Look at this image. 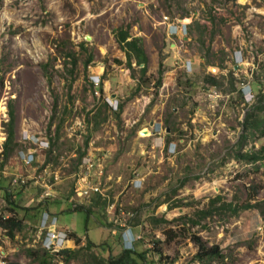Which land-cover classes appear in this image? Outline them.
I'll list each match as a JSON object with an SVG mask.
<instances>
[{"label": "rangeland", "instance_id": "374dc122", "mask_svg": "<svg viewBox=\"0 0 264 264\" xmlns=\"http://www.w3.org/2000/svg\"><path fill=\"white\" fill-rule=\"evenodd\" d=\"M173 26L181 31L170 33ZM120 28L140 38L143 76L134 60L133 69L126 66L114 36ZM92 76L106 82L105 91L94 88ZM246 87L242 100L238 90ZM263 96L264 0H1L0 214L9 215L6 186L23 189L19 217L29 202L45 200L50 210L61 195L74 194L84 210L59 218L80 242H67L78 251L62 264H99L107 249L118 254L119 224L129 220L141 224L131 246L145 253L136 255L138 264H206L194 257L193 235L225 256L209 264H264V158H235L264 144L259 129L244 132L248 113L249 122L264 120V109H254ZM10 109L15 134L5 158ZM150 122L158 124L154 134ZM156 137L162 144L151 147ZM39 140L47 145L39 148ZM28 148L35 151L26 165L20 152ZM88 158L100 188L95 198L75 191ZM134 169L143 174L141 188L131 187ZM229 202L259 204L233 215L220 208ZM24 223L29 227L13 238L0 233L5 264H38L26 254L42 253L31 239L38 220ZM86 235L102 244L84 249Z\"/></svg>", "mask_w": 264, "mask_h": 264}, {"label": "trees", "instance_id": "16d2710c", "mask_svg": "<svg viewBox=\"0 0 264 264\" xmlns=\"http://www.w3.org/2000/svg\"><path fill=\"white\" fill-rule=\"evenodd\" d=\"M226 1H235V0H226ZM0 5H1V0H0ZM114 32H115L114 36H115L116 41L118 42V44H120L121 49L125 53L126 66L130 69H133V67L131 66V63L134 60L135 64L139 67L140 74L143 76L146 73L147 57L140 44V38L132 37L131 39H128L129 38L128 31L123 30L122 28ZM91 59H92V56L89 55L85 61V64H88V62L91 61ZM116 61L118 63L121 62L119 60H116ZM72 63L75 64V61L73 60ZM158 65H159L158 70H157L158 77L156 81L154 82L156 86L161 84V72H162L161 63H159ZM207 81L213 85L216 84V80L213 77ZM90 86H93V85L90 84ZM251 89L252 88L250 87V89L248 90H251ZM238 91L241 94V99L243 100L245 92L247 91V87L240 88ZM259 100L260 101H258V104L257 106L254 107V109H258V110L264 109V96ZM121 106L122 104L119 105L120 110H121ZM117 113H119V111ZM9 117H10L9 122L7 123V136H6L5 142L3 143V149H2V153L5 158L9 156L10 152H12V149H13V146H11V144L14 140L15 131H14V114H13L12 109H10ZM249 118H252L250 113H248L245 116L246 120L244 122V129H245L244 132L246 131L248 126L249 127L251 126L254 129H259V135L264 136V127H263L264 120H257L254 118L252 121L249 122ZM247 123H250V125H248ZM235 158L246 164H255L257 161H262V159L264 158V144L261 145L260 148L257 150H246L245 152H241L239 150L237 151ZM79 159H80L79 161L81 162L82 158H79ZM22 193H23L22 187H20V189H17L15 186L14 187L6 186L4 188L5 199H6L7 204H9L7 208L9 215L0 214V227L6 229V234H8L10 238H13L17 233L22 232V230H24V228L28 226L24 222L29 217L31 218L33 213L37 215L41 210H47L46 207L43 206V203L45 202V200L39 201L37 203L29 202L28 203L29 205L24 206V208H21L23 210V215L21 217L17 216L16 214L18 213L17 208L20 207V203H18V201L21 202V196L23 195ZM217 199H219L218 196L216 198H213L210 201V206H213L215 202L217 201ZM258 204L259 203H254V204L247 203L240 207H233L232 203L229 202V203H222L220 205V208H227L231 211V214L234 215V214H238L240 209H247L253 206H257ZM74 210H84V209L81 206H75ZM86 210H88L90 213L89 208H86ZM208 212H210V210H201L198 213L199 215H205ZM152 221L154 223H158V222L160 223L162 221L167 222V220L165 219L158 220L153 217H152ZM170 231L172 232L171 229L165 230V233H167L168 238L173 236L172 234H169ZM68 235L74 239L75 243L80 242V238L77 237L74 231H71ZM120 237H121V234H120ZM192 238H193L194 243L197 246V252L194 256L195 259L199 261L206 260L207 262L206 264H209L212 261H218L220 263L223 262V259L225 256L220 252L217 245L207 246L206 243L199 236L193 235ZM135 240H137V238H135ZM101 244H102V241L96 242L93 239H91L88 235H86V243H85L84 249H90L92 246L97 247V246H100ZM118 244L121 245L120 242ZM103 246L104 244L102 245V247ZM107 248H109L108 244H106V249ZM110 250L111 249H107V253H105L106 255L108 254L107 255L108 257L106 255H104V257H100L101 260L99 264H103V261H104V264L105 263L106 264H138V261L136 260V255L143 259L144 254H145L144 252L136 251L134 247L124 248V245L123 247L121 245V251L116 255H111ZM41 251L42 253H39L38 250H34L33 248H26V254L29 257H32L34 260H37L38 264H49L53 256L45 249H41ZM77 251L65 248V249L60 250V253L66 255L64 258V260L66 261L69 258L75 257L77 255Z\"/></svg>", "mask_w": 264, "mask_h": 264}, {"label": "built area", "instance_id": "2783aa9c", "mask_svg": "<svg viewBox=\"0 0 264 264\" xmlns=\"http://www.w3.org/2000/svg\"><path fill=\"white\" fill-rule=\"evenodd\" d=\"M176 29L172 32V33H178V31H181V27H175ZM93 77V76H92ZM98 83V82H97ZM95 83V84H97ZM97 85H95V89ZM38 146L42 147L47 145V142L44 140H39L38 141ZM35 149L32 148H28L25 152H20V157L21 160L24 162V164L28 165L32 162L33 160V154H34ZM86 164L88 166V171L85 172V174L81 177H79V179H77V186L75 187V191L78 193V195H90L88 194L89 192L93 193H97L100 192V188H99V184L97 183H93L90 179V167L93 166L92 163V159L88 158L85 160ZM21 182H23V180H21ZM79 184V185H78ZM46 195V194H45ZM41 198L44 197V194H41L40 196ZM40 198V199H41ZM133 215V214H130ZM5 217V216H3ZM122 227H126L128 225L127 223H120L119 224ZM29 227V226H28ZM27 227V228H28ZM35 227V237H32L31 239H33L32 241H34L35 243L40 244V246L45 249L46 251H48L52 256H60V258H62V256L64 255L65 258V254H61L60 250L62 249H71L72 247H70L69 244H67V242H70L72 245H74V240L73 238H71L68 235V232L63 229L62 227H59L58 225V218L56 215L54 214H50V212L48 210H44L41 212L39 219H38V224L34 225ZM30 228H28L29 231ZM125 229L123 230L122 234H124ZM0 233L3 234V236L7 237L9 239L8 234H6V229L0 227ZM17 235V234H16ZM15 235V236H16ZM14 236V237H15ZM140 236L138 235L136 238H139ZM122 238V242L124 244L125 247H131L132 246V238L130 237H121ZM29 238L27 237V239H25L26 242L28 241ZM74 241V242H73ZM61 264L62 261H64V259L62 258L60 260ZM5 262H8L7 257H3L0 256V264H5ZM10 264V263H8ZM14 264V263H13ZM20 264V263H17Z\"/></svg>", "mask_w": 264, "mask_h": 264}, {"label": "crops", "instance_id": "0c3cea01", "mask_svg": "<svg viewBox=\"0 0 264 264\" xmlns=\"http://www.w3.org/2000/svg\"><path fill=\"white\" fill-rule=\"evenodd\" d=\"M175 30V28H174V26L173 27H169V32L170 33H172L173 31ZM93 81H96V80H99V87H97V88H100V89H103V91H105V88H106V82L105 81H103V80H101V78L100 77H98V76H93ZM102 81V84L100 83ZM94 84V83H93ZM94 87H95V85H94ZM112 97H115V94L113 93V95H111ZM115 105V104H117V102L116 101H113V102H111V105ZM119 104V103H118ZM157 127H158V124H154V123H152V122H150V129H152L150 132L152 133V134H154L155 133V130L157 129ZM153 140V143H151L150 144V146L152 147V146H154V144H156V145H159L158 143H161L162 144V141L161 140H157V137L155 138V139H152ZM39 148H41V147H39ZM19 171H21L20 169H19ZM138 171H141V169H138V170H136V169H134V171L133 172H131V173H133V175L132 176H130V184H131V187H133V188H141L142 186H143V184H144V178H142V176H143V174L142 175H140V174H138L137 172ZM91 195V194H90ZM92 195H94V197L93 198H95V195H97L96 193H93ZM60 196V195H59ZM75 196H74V194H65V195H61L59 198V202L56 204V205H54V204H52V205H49V209L50 210H48L47 208V210L49 211V212H51V211H54V214H56L57 215V218H58V220H59V223L63 226V227H65V228H67L68 230H70V231H74L71 227L70 228H68L66 225H65V223H63L62 221H61V219L59 218V214H61V213H67V214H70L73 210H74V208H75V204H73V198H74ZM96 202H95V200H94V205L96 206V205H100V204H95ZM101 206V205H100ZM46 207V206H45ZM53 208V209H51V208ZM41 212H42V210L37 214V215H35L34 213L32 214V216H31V218L29 217L27 220H28V222H29V224H32L31 223V221H37L38 220V217L40 216V214H41ZM52 213V212H51ZM125 229V231H124V233H129V232H131L132 233V235L134 236V237H137L138 235L140 236V230H141V224L138 222H136V221H133V220H129L128 221V225L126 226V227H123L122 228V231ZM75 232V231H74ZM75 234L76 235H78L76 232H75Z\"/></svg>", "mask_w": 264, "mask_h": 264}, {"label": "clouds", "instance_id": "9594fccd", "mask_svg": "<svg viewBox=\"0 0 264 264\" xmlns=\"http://www.w3.org/2000/svg\"><path fill=\"white\" fill-rule=\"evenodd\" d=\"M95 85H97V84H95ZM121 234H122V232H121ZM122 236H123V238H124V237H130V238H132V242H131V243H133V241H135V238H136V237H134V236L132 235L131 232H129V233H124V234H122ZM122 236H121V237H122ZM122 244H123V242H122ZM123 245H124V244H123ZM124 248H127V247L124 246Z\"/></svg>", "mask_w": 264, "mask_h": 264}, {"label": "water", "instance_id": "95a60500", "mask_svg": "<svg viewBox=\"0 0 264 264\" xmlns=\"http://www.w3.org/2000/svg\"><path fill=\"white\" fill-rule=\"evenodd\" d=\"M85 38L87 39V40H90L91 39V37L90 36H85Z\"/></svg>", "mask_w": 264, "mask_h": 264}]
</instances>
